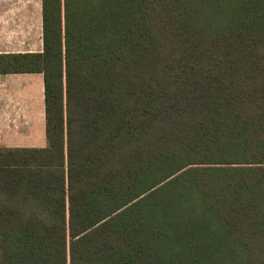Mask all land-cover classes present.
<instances>
[{
	"label": "trees",
	"instance_id": "1",
	"mask_svg": "<svg viewBox=\"0 0 264 264\" xmlns=\"http://www.w3.org/2000/svg\"><path fill=\"white\" fill-rule=\"evenodd\" d=\"M41 148L0 149V264H264V0H42Z\"/></svg>",
	"mask_w": 264,
	"mask_h": 264
},
{
	"label": "crops",
	"instance_id": "2",
	"mask_svg": "<svg viewBox=\"0 0 264 264\" xmlns=\"http://www.w3.org/2000/svg\"><path fill=\"white\" fill-rule=\"evenodd\" d=\"M43 49L42 0H0V56ZM44 135L43 75L0 74V149L45 147Z\"/></svg>",
	"mask_w": 264,
	"mask_h": 264
},
{
	"label": "rangeland",
	"instance_id": "3",
	"mask_svg": "<svg viewBox=\"0 0 264 264\" xmlns=\"http://www.w3.org/2000/svg\"><path fill=\"white\" fill-rule=\"evenodd\" d=\"M44 144H45V146L47 145V140L45 138V135H44Z\"/></svg>",
	"mask_w": 264,
	"mask_h": 264
}]
</instances>
